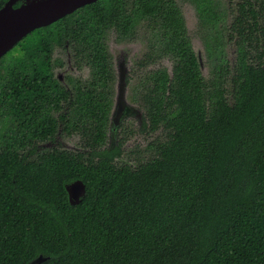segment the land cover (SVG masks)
<instances>
[{"label": "trees", "instance_id": "16d2710c", "mask_svg": "<svg viewBox=\"0 0 264 264\" xmlns=\"http://www.w3.org/2000/svg\"><path fill=\"white\" fill-rule=\"evenodd\" d=\"M186 2L208 76L177 0H99L0 59V264H264V0ZM139 28L130 99L144 112L139 133L158 134L125 157L126 119L109 145L107 39L135 41ZM67 43L90 69L68 88L53 57ZM59 135L79 148L43 147ZM78 180L86 194L73 205L66 187Z\"/></svg>", "mask_w": 264, "mask_h": 264}, {"label": "water", "instance_id": "95a60500", "mask_svg": "<svg viewBox=\"0 0 264 264\" xmlns=\"http://www.w3.org/2000/svg\"><path fill=\"white\" fill-rule=\"evenodd\" d=\"M17 1L18 0H10L7 5L0 10V59L8 52L12 51L19 42L34 30L47 27L73 14L81 7L99 0H28L26 4L15 8L14 5ZM70 53L75 65L72 51ZM117 72V89H115L114 105L110 118V146L116 144V133L123 118L129 117L135 113H137V115L139 114L134 106L129 104L127 100L129 68L126 59L123 57L119 61ZM59 81L62 83L63 79L59 78ZM62 84L68 88V85L65 83ZM137 106L139 107V105ZM66 188L70 203L73 205L78 204L81 198L86 194V186L80 180L67 185ZM50 260V257L40 255L29 264H44Z\"/></svg>", "mask_w": 264, "mask_h": 264}, {"label": "rangeland", "instance_id": "374dc122", "mask_svg": "<svg viewBox=\"0 0 264 264\" xmlns=\"http://www.w3.org/2000/svg\"><path fill=\"white\" fill-rule=\"evenodd\" d=\"M187 0H177L179 5L182 8L183 15L185 17L186 26L188 28L189 34L192 37V46L194 48V51L196 55L198 56L202 72L204 76H208L209 74V66L208 61L205 53V47L203 40L200 35L197 34L198 29V16L197 12L193 5L186 2ZM138 39L135 41H117L116 36L114 33H110L107 39V46L108 51L110 55L112 56L113 61V67L115 70V73L117 72L118 65L120 59L123 57L127 61V65L129 68V75L128 79H130V82H128V94H127V100L129 104L134 106V108L139 112L123 118L125 120V126L126 127H132L135 135L129 139V141L125 144L123 148L124 156L126 157V152L130 151L131 149L137 147V146H145L148 141H150V137L155 138L158 133L152 134V136L147 137V135L143 136L139 133L140 129H142V125L144 123V112L143 110L138 107L137 105L133 104L130 101V96L132 92V86L137 85V81L142 74L140 72L139 65L137 64L143 57L144 53L146 52V38L144 37V30L139 28L138 29ZM229 59L230 61H233L235 59V52L232 49L228 51ZM54 59H59L62 62L61 67H57L55 69V74L57 77L62 78V83H65L67 85V77L80 79V80H87L90 76V69L88 67H81L80 69H77L74 65V61L71 54H64V50L60 49L59 47L55 48ZM163 66L167 67L171 71L172 63L169 60L162 61ZM154 67V66H153ZM117 78V74H116ZM115 89H117V81L115 82ZM79 137H68L66 135H59L56 139V143H48L44 148L51 147V146H61L64 149L68 150H76L78 149V143H79ZM51 145V146H50ZM123 162H127V158H123Z\"/></svg>", "mask_w": 264, "mask_h": 264}, {"label": "flooded vegetation", "instance_id": "af4514ba", "mask_svg": "<svg viewBox=\"0 0 264 264\" xmlns=\"http://www.w3.org/2000/svg\"><path fill=\"white\" fill-rule=\"evenodd\" d=\"M10 0H0V10L7 5V3L9 2ZM28 2V0H18L16 2V4L14 5L15 8L23 5V4H26ZM56 48V47H55ZM58 48V47H57ZM60 48V47H59ZM60 49H63L64 50V54L67 55L68 53L71 54L70 52L72 51V48L71 46L69 45V43H67L64 48H60ZM55 50V49H54ZM129 85V84H128Z\"/></svg>", "mask_w": 264, "mask_h": 264}]
</instances>
